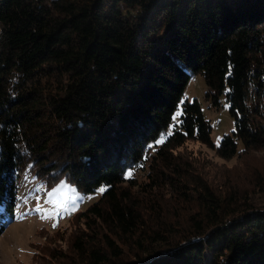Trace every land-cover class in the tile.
<instances>
[{"label":"trees","instance_id":"trees-1","mask_svg":"<svg viewBox=\"0 0 264 264\" xmlns=\"http://www.w3.org/2000/svg\"><path fill=\"white\" fill-rule=\"evenodd\" d=\"M194 73L227 102L216 144L179 101ZM188 140L247 174L210 175ZM263 151L264 0H0V233L24 166L103 189L64 255L37 227L28 264H264Z\"/></svg>","mask_w":264,"mask_h":264},{"label":"rangeland","instance_id":"rangeland-1","mask_svg":"<svg viewBox=\"0 0 264 264\" xmlns=\"http://www.w3.org/2000/svg\"><path fill=\"white\" fill-rule=\"evenodd\" d=\"M204 85L205 83L198 73L192 74L182 88L183 91L179 101L184 98L189 100L193 97L196 98L201 107L202 115L209 121L211 141L216 144L219 142L218 139L222 133L229 132L232 129V119L227 114V102L220 97L218 98V104L212 103L209 97H205ZM185 143L184 148H191L193 155H196L199 159L202 158L203 165L207 166L204 165V168H209V171H212L209 173L210 175L216 176L217 170L220 171L223 167L228 169L229 174L233 173L235 169L234 174L237 171L241 175L247 174L240 160L218 158L210 148H205L203 144L196 141L191 142L188 140ZM263 153L258 155L259 158ZM254 160L255 158L249 157L247 162L249 164ZM30 172L28 166H24L16 173L17 186L15 187L16 194L11 212L12 220L8 222L10 216L4 220L6 224L0 233V264H28L30 253L35 251V244L42 243L44 238V235L38 236L36 233L39 226L47 232L56 228L61 230V237L57 236L60 233L55 234L49 240L50 247L47 246L46 248L59 250L64 255L68 250L67 234L73 229L72 225H79L75 220L72 224L69 223V218L76 210L83 209L92 202L102 189V187H97L86 194L72 187L70 183L63 179L45 186L42 180L33 176ZM165 201L163 203H166L168 207L172 206L173 200L167 198ZM0 218V220L4 219L3 216H0ZM45 259L48 263L52 261L46 255ZM56 262V264L62 263L61 258Z\"/></svg>","mask_w":264,"mask_h":264},{"label":"snow or ice","instance_id":"snow-or-ice-1","mask_svg":"<svg viewBox=\"0 0 264 264\" xmlns=\"http://www.w3.org/2000/svg\"><path fill=\"white\" fill-rule=\"evenodd\" d=\"M101 191H103V189H101Z\"/></svg>","mask_w":264,"mask_h":264}]
</instances>
